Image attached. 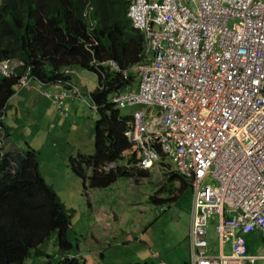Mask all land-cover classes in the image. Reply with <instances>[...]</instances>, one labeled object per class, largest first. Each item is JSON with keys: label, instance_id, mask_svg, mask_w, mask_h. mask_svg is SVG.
Returning <instances> with one entry per match:
<instances>
[{"label": "built area", "instance_id": "2783aa9c", "mask_svg": "<svg viewBox=\"0 0 264 264\" xmlns=\"http://www.w3.org/2000/svg\"><path fill=\"white\" fill-rule=\"evenodd\" d=\"M127 1V17L142 34L145 53L135 68L136 89L111 97L121 109L136 108L125 133L132 153L126 165L150 169L168 156L189 179L190 264L252 261L245 235L264 232V0ZM102 63L128 78L114 60ZM18 66L0 60V78L17 76ZM71 72L62 70L64 76ZM35 80L28 67L17 86ZM54 82L63 88L44 94L67 114L66 97L80 91L67 79ZM212 214L219 242L231 244L229 254L206 252Z\"/></svg>", "mask_w": 264, "mask_h": 264}, {"label": "trees", "instance_id": "16d2710c", "mask_svg": "<svg viewBox=\"0 0 264 264\" xmlns=\"http://www.w3.org/2000/svg\"><path fill=\"white\" fill-rule=\"evenodd\" d=\"M127 7V0H0V60L23 63L15 68L17 76L0 78V113L28 66L31 75L44 83L69 79L62 74L67 67L97 75L98 86L90 92L98 116L94 153L77 152L68 164L84 188L107 187L120 177L139 182L149 176L148 170L126 165L132 157L125 135L131 115L110 100L113 93L131 87L136 78L133 67L145 53L143 36L127 17ZM109 59L129 72L127 79L102 63ZM4 139L3 135L0 264H27L29 257L45 255L39 245L52 233H57L59 253L50 256L47 264H85L79 257L61 258L72 246L67 238L71 216L39 172V152L28 147L23 152L3 153ZM166 160L162 156L160 168L167 166ZM176 172L180 174L170 171L168 175Z\"/></svg>", "mask_w": 264, "mask_h": 264}, {"label": "rangeland", "instance_id": "374dc122", "mask_svg": "<svg viewBox=\"0 0 264 264\" xmlns=\"http://www.w3.org/2000/svg\"><path fill=\"white\" fill-rule=\"evenodd\" d=\"M89 85L91 91L95 89V80H91ZM15 89L17 91L18 87ZM83 93L88 102L86 117L92 124L90 128L93 133L85 141L74 134L73 130L71 134L75 137L76 145H83L81 153L93 154L94 123L98 116L88 94L86 91ZM132 108H124L122 112L126 114L131 110L132 113ZM151 108L152 115L159 117L158 108ZM153 116L149 112L150 121H154ZM61 129L53 131L59 137L57 147L59 144L63 147L74 144L70 137L63 142L68 132ZM20 141L25 144L26 140ZM74 153L75 150L71 156ZM64 157L56 155L51 158L50 151L46 149L39 152L42 176L55 189L71 216L67 238L72 246L67 252H82L85 264H130L136 256L139 243L129 241L128 234L137 235L135 232L144 231L152 250L185 241L183 233L189 229L187 214L192 210L193 192L188 179L177 172L175 176L168 175V172L176 171L170 158L166 160L167 166L160 168L157 164L149 170V176L140 182L120 177L107 187L84 188L81 178L68 165L70 156L65 160ZM215 220L216 216L212 214L208 218L209 227L214 229ZM39 249L45 255H33L26 263L47 264L50 256L59 253L57 233H52L39 245Z\"/></svg>", "mask_w": 264, "mask_h": 264}, {"label": "crops", "instance_id": "0c3cea01", "mask_svg": "<svg viewBox=\"0 0 264 264\" xmlns=\"http://www.w3.org/2000/svg\"><path fill=\"white\" fill-rule=\"evenodd\" d=\"M67 68H72V72L69 74V80L74 86L78 87L80 91L79 95L66 97L65 103L69 108L67 114L61 112L52 100L44 94L45 90L52 91L62 89L63 86L61 83L52 81L40 84L39 81L35 80L29 87L20 88L16 86L18 87V90L16 91L15 89L16 92H14L8 99L4 113L3 111L0 113L4 114L2 120L3 135L5 138L3 153L23 152L27 150L28 147H31L38 152H42L43 149L50 151L51 158H54L56 155H65V160L67 156H71L74 150L76 153L84 150L82 147L83 145H76L74 141L75 137L72 136L71 131L73 130L74 134L84 141L85 138H90V135L93 133V129L90 128L92 124L88 117H86L88 114V102L83 91H86L90 98V103L96 109L90 97L91 89L89 82L95 80L97 87L98 78L94 71L88 69H82L80 67L79 69H75L74 67ZM135 76L136 78L132 82L131 87L127 89H136L138 77L137 75ZM70 93L72 94V92ZM132 109L134 110L136 108L134 107ZM126 114L131 115V110ZM60 128H62L61 130L68 132L67 137L63 139V142L70 137L75 145L72 144L71 146L63 147L59 144V147H57L59 137L54 135L53 131ZM12 139H14V141H12ZM20 139H25V144H23ZM88 140L89 139H87V141ZM37 144L40 145L39 148H37ZM24 146L26 148H23ZM40 166L41 164L39 161V172L42 175ZM191 214L192 210L190 214H187L189 228ZM215 216L216 220L214 229L209 227L208 223L206 226L205 237L208 243L206 252L210 254H218L222 251L225 254H229L231 252V244L229 242H219L218 233L215 230L218 218L216 214ZM135 234L137 235L128 234L129 241H136L139 243L137 246L138 249L136 250V256L132 259L133 261L130 264H190L188 242L189 229L183 233V239H185V241H182V243L179 242L177 245H164L162 248L156 250H152V245H150L145 239L144 231L139 233L135 232ZM245 239L247 254L255 257L252 261L243 260L242 264H264V232L254 230L247 233ZM128 246H130V243ZM64 253L78 256L84 260L83 255H81L82 252L79 254H73L66 251Z\"/></svg>", "mask_w": 264, "mask_h": 264}, {"label": "bare ground", "instance_id": "6f19581e", "mask_svg": "<svg viewBox=\"0 0 264 264\" xmlns=\"http://www.w3.org/2000/svg\"><path fill=\"white\" fill-rule=\"evenodd\" d=\"M128 8V7H127ZM12 61H15V62H20V65L21 64H23L20 60H14V59H11ZM110 60V59H109ZM29 68H30V66H28ZM28 67H26V68H28ZM135 68H136V66L135 67H133V70H135ZM31 69V68H30ZM65 76H69V74L68 75H65ZM67 80H69V79H67ZM40 81V80H39ZM70 81V80H69ZM127 89V88H126ZM96 107V106H95ZM134 108V107H133ZM135 110V109H134ZM134 110L132 111V113H131V115H132V119H131V122H130V125L132 124V122H133V112H134ZM158 113H159V110H158ZM130 125H129V127H130ZM167 158H170V157H168V156H166ZM162 160V156H161V158H160V160L159 161H161ZM171 160V159H170ZM159 161L154 165V167L157 165V164H159ZM172 161V160H171ZM173 163V162H172ZM173 165H174V163H173ZM175 167V166H174ZM177 171V170H176ZM186 178V177H185ZM187 179V178H186ZM189 180V179H188ZM66 252V251H65ZM64 255H70V256H73V258H75V257H78V256H74V255H72V254H64ZM61 258H62V255H61ZM62 259H64V258H62Z\"/></svg>", "mask_w": 264, "mask_h": 264}, {"label": "clouds", "instance_id": "9594fccd", "mask_svg": "<svg viewBox=\"0 0 264 264\" xmlns=\"http://www.w3.org/2000/svg\"><path fill=\"white\" fill-rule=\"evenodd\" d=\"M16 86H17V84H16ZM153 167H154V166H153ZM153 167H152V168H150V169H145V170H148V171H149V170L153 169ZM142 170H144V169H142Z\"/></svg>", "mask_w": 264, "mask_h": 264}]
</instances>
